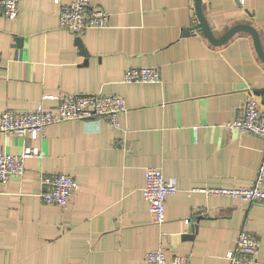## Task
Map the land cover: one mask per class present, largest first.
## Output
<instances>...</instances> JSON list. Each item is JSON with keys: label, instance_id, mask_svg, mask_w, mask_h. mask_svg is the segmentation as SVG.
<instances>
[{"label": "crops", "instance_id": "0c3cea01", "mask_svg": "<svg viewBox=\"0 0 264 264\" xmlns=\"http://www.w3.org/2000/svg\"><path fill=\"white\" fill-rule=\"evenodd\" d=\"M67 2L19 0L14 20L0 12V114L54 107L44 94L120 95L126 110L120 127L70 119L38 139L0 133V151L41 152L24 160L21 177L0 182V264H141L157 246L189 264H229L244 222L259 241L254 264H264V203L208 192L252 186L262 158L259 136L226 127L264 86L252 36L211 44L194 28L193 0H89L107 23L76 35L58 24ZM201 3L214 35L250 24L264 50V0ZM129 66H156L160 81L123 82ZM148 166L177 188L159 224L141 194ZM53 172L77 183L64 209L40 197ZM190 223L198 227L186 237Z\"/></svg>", "mask_w": 264, "mask_h": 264}, {"label": "built area", "instance_id": "2783aa9c", "mask_svg": "<svg viewBox=\"0 0 264 264\" xmlns=\"http://www.w3.org/2000/svg\"><path fill=\"white\" fill-rule=\"evenodd\" d=\"M0 12L5 18L14 20L19 13V0H0ZM106 23L107 13L101 8L91 6L89 0H69L60 5L58 24L60 28L73 34L80 35L88 28L103 27ZM122 81L158 82L160 71L156 66H129L123 71ZM46 98L54 99L56 105L45 108L40 101L35 108L27 111L4 109L0 114V133L38 139L43 136L49 124L70 119L96 122L102 118L110 126L120 127L119 115L126 110L124 99L120 95L44 94L42 99ZM238 110V116L228 122L226 127L239 133L259 136L264 144V108L257 97L249 93L238 106ZM32 156L40 157L41 152L30 144H25L18 154L0 151V182H5L11 177H21L24 160ZM263 176L264 146L252 186L210 188L208 192L264 203V188L260 187ZM143 177L142 197L148 204L152 222L159 224L165 219L166 197L177 188L173 182L164 178L159 167H145ZM41 183V199L62 209L67 207L70 196L77 188L75 179L64 172L46 174ZM195 211L201 212L199 208H195ZM258 251L259 241L244 222L238 230L232 248L226 252V258L229 264H254ZM189 261V255H173L167 258L164 248L157 246L145 251L141 264H189Z\"/></svg>", "mask_w": 264, "mask_h": 264}, {"label": "water", "instance_id": "95a60500", "mask_svg": "<svg viewBox=\"0 0 264 264\" xmlns=\"http://www.w3.org/2000/svg\"><path fill=\"white\" fill-rule=\"evenodd\" d=\"M193 9L196 18L194 28H196L204 37H206V39L211 44L221 45L225 43L227 40H229L235 33L247 32L252 36L255 51L258 57L260 58V60L264 63V50L261 46L259 35L253 26H251L250 24L238 23L228 28L225 32H223L219 36H216L213 34L212 30L210 29L208 22L203 14L201 0H193ZM185 33H187V31ZM15 41H16L15 46H18L20 38H16ZM253 94L259 97L260 103L264 105V86L260 88H256L253 91ZM197 227H198L197 223L194 224L190 223L187 227L186 237L188 236L192 237L195 234Z\"/></svg>", "mask_w": 264, "mask_h": 264}]
</instances>
